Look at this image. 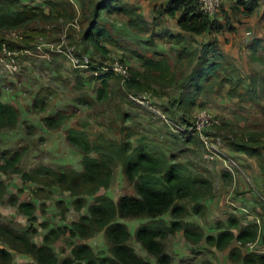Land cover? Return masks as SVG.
<instances>
[{"label":"rangeland","instance_id":"374dc122","mask_svg":"<svg viewBox=\"0 0 264 264\" xmlns=\"http://www.w3.org/2000/svg\"><path fill=\"white\" fill-rule=\"evenodd\" d=\"M96 1L98 0L94 3ZM119 2L130 7H126L127 9L134 10L133 16H136V20H139L138 14H141L148 22L146 25L148 31L141 33L128 27L127 21L133 18L132 15L123 13L107 15L105 16L109 22L107 27L122 49L108 44L106 48L109 53L103 56L94 49L83 53L82 48L70 46L75 48V54L89 56L96 63L103 65L105 62H111L112 57L124 59L133 71L143 70L144 60L167 59L172 74L168 75L167 79H160L157 75L149 73L151 89L148 92L152 94V101L168 121L133 102L130 95L135 92L127 90L125 83L127 79L121 76L109 79L108 100L101 102L97 100L98 89L101 88L100 81L92 79V75L88 73L90 69L74 67L72 58L56 56L62 60V64H56L55 60L46 63L34 57L20 56L22 72L14 75L0 66V90L3 99L15 106L21 115L20 123L15 129L0 131V167L7 159L19 154L21 160L18 167L24 172H32L42 166L56 171H63L66 168L82 171V154L67 140L70 129L83 130L92 142L103 139L120 142L129 140L134 147L141 141L151 143L157 151L165 153L168 157L173 155L175 162L185 164L189 173L203 174L214 183L216 196L207 201L209 206L207 205L206 215L192 216L188 220L198 224L203 222L206 224L205 230L216 231L215 225L220 219L226 220L232 213L240 218H246L249 214V219L258 221L261 228L260 239L251 244V247L254 251L264 252V213L259 207L261 200H264V173L257 157L243 155L240 152L236 154L237 152L229 147L230 141H251L253 138L256 139L253 143L255 148L264 147L263 61H258L255 56L242 64H235L245 83L238 86L237 90L245 92L248 88L246 85L248 78L253 77L258 81L257 99L240 101L237 97L229 95L228 90L236 85L235 80L232 81V86L222 85L219 81L213 82L199 99L202 107L213 109L223 123L215 132L210 133L214 136L213 143L217 152L231 155L236 163L238 161L239 169L234 168L236 180L229 187L224 182L225 178L222 176L224 169L221 163L205 159L207 153L205 145L195 138L188 141V136L184 135L186 126L183 121L188 120L192 123L195 110L188 116L183 112V108L171 105L173 101L179 99L181 86L186 77L198 66L201 40L197 38L193 41L192 37L175 29L174 19L162 14V5L167 2L166 0H119ZM76 6L81 11L79 3L76 2ZM80 14L75 12L69 20L73 26H67L68 39H78L88 24L81 22ZM67 24L69 23L63 19L51 23H37L28 31L5 33L2 37L16 50L33 49L39 39L46 43L60 42L62 36H66L62 27L66 30L64 25ZM165 31L175 37L181 33V36L175 39L168 38ZM257 56L263 60L264 53H257ZM220 76L223 77L224 74L221 72ZM40 92L42 95H49L45 101L46 110L35 112L31 110V106ZM60 113L66 117L63 125L58 129H48L43 119ZM120 169L122 168L115 169L114 181L108 189H101L97 195L85 197L86 205L81 210L75 209L72 204L73 198L68 192L57 187H46L41 182H24L19 174L12 171L6 173L7 176L0 180L6 179L12 195L16 191L15 194H18L22 201L34 202L37 205V221L34 223L37 232L34 234V240L39 243L49 228L70 226L80 220L81 216L88 213V207L94 203L96 196L106 195L116 202L123 195H135L134 188L125 180ZM3 173L0 169V177ZM60 201L63 202V207L69 208L65 214L59 205ZM124 221L133 237L136 229L144 222L143 219ZM0 224H9L19 232L25 231L24 228L29 226L26 217L9 203V197L0 203ZM83 242L89 244L98 255H110L104 232L87 240H71L69 235H64L53 244V248L60 260H64L71 255L74 244ZM129 244L145 259L155 263L154 258L134 240ZM3 247L4 244L1 243L0 248ZM165 248L173 257L175 264L191 263L196 260L188 253L193 251V247L184 242L183 233L170 236L165 242ZM209 257L206 252L198 256L197 261L206 264ZM31 261L30 257L15 254L13 264H26ZM218 264L223 263L218 261Z\"/></svg>","mask_w":264,"mask_h":264},{"label":"trees","instance_id":"16d2710c","mask_svg":"<svg viewBox=\"0 0 264 264\" xmlns=\"http://www.w3.org/2000/svg\"><path fill=\"white\" fill-rule=\"evenodd\" d=\"M94 1L42 0L38 2L31 0L32 4H30L23 0H0V46L5 43L17 53L28 50L30 54L24 56L45 61L36 48V44L33 49L16 50L2 36L5 33L28 31L37 23H51L63 19L69 23L64 25L66 30L62 27L66 36H62L60 42L55 43L54 50H49L52 60H55L56 64H62V60L56 56L84 57L75 54L76 46L82 48L83 53L94 49L103 56L109 53L106 48L108 44L123 48L114 40L107 27L109 23L105 18L107 15L122 13L132 15L133 18L127 21L128 27L141 33L148 31L146 26L148 22L144 17L138 14L139 20H136V16H133L135 15L134 10L127 9L128 6L120 4L119 0H98L95 3ZM166 1L162 5V14L175 19L181 33L195 38L204 37L198 55V66L194 67L191 75L186 77L181 86L182 92L179 99L173 101L171 105L183 108V112L188 116H191L194 110L196 114L198 110L205 108L220 118L213 109L202 107L199 101L207 88L212 86L213 82L218 81L222 85L232 86V81L235 80L236 85L230 91L228 90V94L237 97L240 101H252L256 96L258 98V81L253 77L248 78V84L246 83L248 88L245 92L237 90V87L244 83V77L241 76L238 66L219 50L217 36L225 30V27L220 24L218 18L225 4L216 17L210 18L201 12L197 0ZM76 2L79 3L81 11L77 8ZM234 4L243 6L248 13L259 6L257 0H250V2L236 0ZM75 12H80L81 22L88 24L81 31L78 39H68L67 26H73L69 20ZM181 33L176 37L181 36ZM176 37L170 35L172 39ZM70 45H74L75 48ZM59 49L61 53L57 51ZM253 56H256L258 61H263L264 65V56L263 60L256 53ZM89 59L91 66L97 68L103 66V63H96L93 59ZM111 59L114 61L119 58L112 57ZM119 60L127 65L126 60L121 58ZM142 66L143 70L140 71H133L129 66L131 76L125 83L127 90L134 91V95L148 92L151 89L149 73L157 75L160 79H167L166 77L172 74L169 61L165 58L144 60ZM20 72H22V66ZM221 72L224 74L223 77L220 76ZM91 75L92 79L99 80L101 83L97 100L106 102L109 79L118 76L113 72L101 70L99 75ZM172 79L175 80V78ZM48 97L49 95H42V92L37 94L31 110L44 112L46 110L45 101ZM65 119L66 117L60 113L57 116L45 117L43 123L48 129H58ZM20 120V111L11 103L4 101L0 90V131L15 129ZM183 122L185 126L191 124L188 120ZM194 138L188 136L187 140L192 141ZM67 140L82 154V171L74 168L56 171L53 168L42 166L32 172H24L18 167L21 156L15 154L0 167L4 172L0 178L3 179L7 176L6 173L12 171V173L19 174L24 182H41L46 187H57L68 192L73 198L72 204L75 209L81 210L86 205L85 197L97 195L101 189H108L114 181L115 169L122 168L120 170L125 180L134 188L135 195H123L116 202L106 195L96 196L94 203L88 207V213L81 216L80 220L70 226L49 228L43 240L37 243L34 240V234L37 232L34 227L37 221V205L34 202L22 201L18 194H15L16 191L12 195L8 190L6 179L0 180V203L9 197V203L17 207L29 223L23 232H19L9 224H0V244H4V247L0 248V264H13L15 254L30 257L32 261L26 264H153L137 253L135 248L129 244L131 240L138 243L154 258V264H175L173 257L166 251L165 242L170 236L178 233H183L184 242H188L193 247L194 258L205 243L220 253L230 249L227 257L231 264H264V252L243 253V249L248 244L257 242L261 234L260 223L249 219V214H247L248 218L246 217L248 220L238 217L235 213H232L226 220L220 219L215 225L217 229L214 231L215 234H207L203 226L188 220L192 216H205L208 211L207 201L216 196L214 183L207 176L189 173L185 164L175 162L173 155L168 157L165 153L157 151L151 143L146 144L141 141L134 147L129 140L120 142L103 139L92 142L86 132L78 129H70ZM255 140L253 138L251 141H230L229 147L237 152L236 154L240 152L243 155L257 157L264 173V147L255 148L253 146ZM223 172L224 182L231 187L236 180L235 177L228 170H223ZM261 201L259 207L264 213V200ZM59 205L62 206L63 202L60 201ZM62 209L65 214L69 208L62 206ZM245 212L248 213L247 210ZM129 219L144 220L143 224L136 229L134 237L124 221ZM101 232L105 233L109 246L110 255L108 256L98 255L89 244L83 242L74 244L71 255L60 260L53 248V244L64 235H69L71 240H87ZM183 264L196 263L194 259L191 263Z\"/></svg>","mask_w":264,"mask_h":264},{"label":"built area","instance_id":"2783aa9c","mask_svg":"<svg viewBox=\"0 0 264 264\" xmlns=\"http://www.w3.org/2000/svg\"><path fill=\"white\" fill-rule=\"evenodd\" d=\"M198 6L201 12L210 17H216L225 4V0H197ZM64 42V41H63ZM53 43L45 42L39 39L36 43V48L38 49L41 57L47 62L52 61L51 54L49 50H54ZM59 53L62 51L57 50ZM25 54H30L28 50H23L20 53L11 50L7 44H2L0 46V66L8 69L13 74L20 72V56ZM74 62L73 65L76 68H86L90 69V74L99 75V71L103 72H113L117 76H121L125 79H129L131 76L129 66L122 63L119 59H115L111 62H105L100 68L93 67L90 64V59L87 56L82 58L69 56ZM130 99L136 104L148 109L153 114L160 116L163 120L168 121L164 113L160 112V109L152 101V94L150 92H143L138 95L131 94ZM221 126V119L212 111L208 109H200L194 115V120L184 130L185 136H193L197 138L202 144L207 148V153H205V159L210 162L218 161L219 159L224 162L225 168L234 175V168L239 169L238 164L233 159H226L223 154L219 151L217 152L216 147L213 143L214 136L210 133L215 132V130ZM251 247V244H249ZM252 248V247H251Z\"/></svg>","mask_w":264,"mask_h":264},{"label":"crops","instance_id":"0c3cea01","mask_svg":"<svg viewBox=\"0 0 264 264\" xmlns=\"http://www.w3.org/2000/svg\"><path fill=\"white\" fill-rule=\"evenodd\" d=\"M24 1V0H23ZM41 2L42 0H37ZM236 0H225V8L223 12L220 14L218 20L221 25L225 27V30H222L217 38L219 40V50L221 53L226 55L229 59H231L236 65L242 64L245 61H248L251 58H254L253 55H257V53H264V0H257L258 7L248 13L245 11L243 6H236ZM249 1L250 0H245ZM25 2V1H24ZM25 3H31V0H26ZM176 22V20L174 19ZM232 28V29H230ZM175 29L179 32L180 29L177 25H175ZM181 32V31H180ZM165 35L170 38L171 34L168 31H165ZM188 35V34H185ZM192 37L191 35H188ZM201 40H204V37H197ZM192 37L191 40L195 41L197 39ZM201 44V43H200ZM47 63V61L45 60ZM51 62V61H50ZM226 159H233L231 155L223 154ZM216 162H220L223 169L227 170L224 166V162L222 160H218ZM235 177V175H233ZM209 206V204H207ZM201 226H206L205 223H200ZM205 229V228H204ZM206 233L215 234L216 232L211 230H206ZM202 247L204 249H202ZM230 249H227L224 253H220L214 251L205 243L201 246V249L198 250L195 255V263L200 264L197 261L198 256H202L204 253H208L210 255L209 261L206 264H218V261H221L223 264H231L228 260V253ZM254 251L253 248L248 244L245 249H243V253L246 254L248 252ZM192 254V251L188 252ZM193 258L194 255L192 254ZM26 259V258H24ZM22 263V262H19ZM30 263V262H26Z\"/></svg>","mask_w":264,"mask_h":264}]
</instances>
